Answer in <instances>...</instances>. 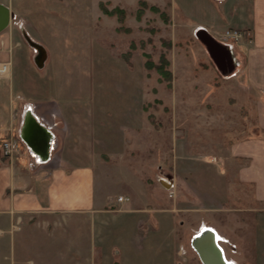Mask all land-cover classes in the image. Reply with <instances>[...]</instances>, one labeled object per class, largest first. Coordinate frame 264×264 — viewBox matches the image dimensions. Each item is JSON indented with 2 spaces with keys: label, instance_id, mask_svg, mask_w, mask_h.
I'll return each instance as SVG.
<instances>
[{
  "label": "crops",
  "instance_id": "obj_1",
  "mask_svg": "<svg viewBox=\"0 0 264 264\" xmlns=\"http://www.w3.org/2000/svg\"><path fill=\"white\" fill-rule=\"evenodd\" d=\"M145 1L165 10L167 21L158 18L163 25L176 31L197 27L199 39L207 42L215 43L226 28L241 32L230 40L235 62L230 69L242 71L244 87L255 95L248 104L254 126L264 131V0ZM0 4L10 14L8 0ZM146 10L151 9L142 15ZM9 21L10 15L0 29V60L12 63L0 77V141L16 122L22 151L13 159L0 149L2 264H171L172 228L169 223L168 244L163 237L156 250L155 236L165 229L156 228V210L141 204L144 196L135 198L134 184L141 190L142 180L136 175L137 183L131 181L124 193L102 190L106 163L121 179L123 166L115 160L124 151L127 133L145 122L140 57L130 65L120 54L92 45L88 94L65 98L52 78L51 49L23 32L28 48L12 52L5 32ZM30 42L43 48L39 63ZM228 148L243 160L239 179L252 183L254 198L264 201V137L244 136ZM119 194L124 198L116 200ZM256 222L257 264H264V210Z\"/></svg>",
  "mask_w": 264,
  "mask_h": 264
},
{
  "label": "rangeland",
  "instance_id": "obj_2",
  "mask_svg": "<svg viewBox=\"0 0 264 264\" xmlns=\"http://www.w3.org/2000/svg\"><path fill=\"white\" fill-rule=\"evenodd\" d=\"M99 1L107 8L122 7L123 20L103 13ZM8 3L10 21L5 32L11 37L12 52L28 46L23 32L48 46L53 54L52 78L58 82L60 96L81 99L88 94V57L95 51L92 45L114 54L130 50V65L140 57L146 91L145 122L127 133L124 151L115 160L123 166L121 179L120 173L116 176L114 167L106 163L108 177L102 178V190L124 193L131 189V181L137 183L136 175L142 180L141 190L134 184L135 198L144 196L141 204L148 203L156 210V228L165 229L155 236V249L163 237L168 244L165 234L170 223L171 264H202L190 237L206 226L219 235L218 243L231 264H257L256 216L264 210V201L254 198L252 183L239 179L237 168L243 160L228 148L244 136L264 137V131L254 126L253 109L248 104L255 95L244 87L242 71L227 66L218 70L207 53V41L196 33L197 27L176 31V27L163 25L158 21H167L163 9L146 10L140 19L135 18L136 0ZM118 24L128 30L116 29ZM224 30L215 43L230 48L232 38L223 36ZM162 39L169 41L167 48ZM160 51L168 60V84L158 79L155 69L143 65L142 52L156 62ZM13 98L19 99L17 95ZM16 125L12 124L14 134ZM20 151L22 147L10 157L20 158ZM157 256L154 254L156 261Z\"/></svg>",
  "mask_w": 264,
  "mask_h": 264
},
{
  "label": "water",
  "instance_id": "obj_3",
  "mask_svg": "<svg viewBox=\"0 0 264 264\" xmlns=\"http://www.w3.org/2000/svg\"><path fill=\"white\" fill-rule=\"evenodd\" d=\"M8 18H9V13L6 7H4L3 5L0 4V29L2 27H4L7 22H8ZM30 44L36 46L37 50H38V54L36 56L37 62L38 60H40L41 55L43 54V48L40 45H37L33 42H30ZM208 44V50L209 53L214 61V63L216 64V66L218 67V69H221L222 67H224V60L226 62V65L229 64V66H233L232 64H234V59L231 55L230 49L228 48V46L226 45H217L216 43H212V42H207ZM226 54V57H224V55ZM39 63V62H38ZM223 65V66H222ZM209 229V228H208ZM205 232H202V230H199L198 235L196 237H194L193 235L190 238V244L192 246V248L197 251V255L198 258L200 260V262L202 264H208L206 261H204L205 258V254L202 252V248L205 252H212L213 253V257L215 258V264H227L226 261L223 258V253L222 250L219 246H217L216 242L212 239L211 237V230H203ZM194 237V238H193ZM202 240L201 241V245L200 247H196V245H194V241H198V240ZM203 243V244H202ZM203 246V247H202Z\"/></svg>",
  "mask_w": 264,
  "mask_h": 264
},
{
  "label": "trees",
  "instance_id": "obj_4",
  "mask_svg": "<svg viewBox=\"0 0 264 264\" xmlns=\"http://www.w3.org/2000/svg\"><path fill=\"white\" fill-rule=\"evenodd\" d=\"M137 3V7L135 9V18L139 19L140 16L143 13L144 8L148 7L151 10H158V7L156 5L150 4L147 5L145 0H136ZM98 6L100 8V10L105 13V14H109V15H115L116 19L121 22L124 18V13L125 10L118 6V5H114L111 8H107L101 1L98 2ZM159 13H162V11H160ZM165 20V16L162 17ZM116 29H122V30H128V27H125L121 24H118L116 27ZM148 30L153 32L154 28L153 27H148ZM148 40V38H147ZM161 43L164 44L165 48H167L169 46V41L168 40H161ZM129 47L133 48L134 44L133 42L129 43ZM143 56H144V60H143V65L146 69H155V71L158 73V79L162 80L165 79L167 81V84L169 83L170 80V70L168 69V60L164 54V52L160 51L158 54V59L157 61H153L150 58V55L146 52H142ZM120 56L122 58H124V60L128 63L129 62V56H130V50H126L124 52H121ZM4 155V154H3Z\"/></svg>",
  "mask_w": 264,
  "mask_h": 264
},
{
  "label": "built area",
  "instance_id": "obj_5",
  "mask_svg": "<svg viewBox=\"0 0 264 264\" xmlns=\"http://www.w3.org/2000/svg\"><path fill=\"white\" fill-rule=\"evenodd\" d=\"M241 35V32L236 29L226 28L223 32V36L236 38ZM9 69L8 61L0 60V77L6 76ZM21 147V140L18 136V132L14 134L11 130L8 131L7 135L4 136L0 141V149L1 153L10 157L14 152H16ZM46 159V158H44ZM38 161L42 162V159H38ZM45 161V160H44ZM122 195H117L116 200H121Z\"/></svg>",
  "mask_w": 264,
  "mask_h": 264
},
{
  "label": "bare ground",
  "instance_id": "obj_6",
  "mask_svg": "<svg viewBox=\"0 0 264 264\" xmlns=\"http://www.w3.org/2000/svg\"><path fill=\"white\" fill-rule=\"evenodd\" d=\"M31 40V39H30ZM225 54V53H224ZM226 57V54L224 55V57L223 58H225ZM224 66H227L226 68H232V66H229V64H227L226 65V62H225V60H224ZM232 65H234V64H232ZM208 227H206V226H204V227H202V232H205V231H203V230H211L212 232H211V237H212V239L216 242V244H217V246H219L220 248H221V246H220V244L218 243V241H219V235L218 234H216V232L214 231V230H212L211 228H209V229H207ZM198 235V234H197ZM197 235H193L194 237H196ZM193 237V238H194ZM201 241H203V239L201 240H198V241H194V245H196V247H197V245H198V247H200V245H201ZM203 244V243H202ZM203 247V246H202ZM201 248V247H200ZM221 250H222V248H221ZM194 252L196 253V255L199 253H197V251H195L194 250ZM202 252L205 254V258L206 259H204V261H206L208 264H215V258L213 257V253L212 252H205L204 250H203V248H202ZM222 253H223V258H224V260L226 261V263L227 264H231L230 263V261H228V260H226L225 259V256H224V252H223V250H222ZM197 257H198V255H197Z\"/></svg>",
  "mask_w": 264,
  "mask_h": 264
}]
</instances>
